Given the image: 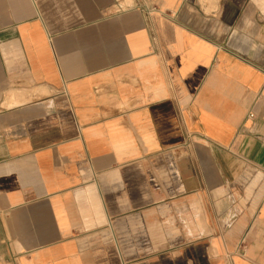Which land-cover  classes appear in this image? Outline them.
<instances>
[{
  "label": "crops",
  "instance_id": "crops-1",
  "mask_svg": "<svg viewBox=\"0 0 264 264\" xmlns=\"http://www.w3.org/2000/svg\"><path fill=\"white\" fill-rule=\"evenodd\" d=\"M0 264H264V0H0Z\"/></svg>",
  "mask_w": 264,
  "mask_h": 264
},
{
  "label": "built area",
  "instance_id": "built-area-1",
  "mask_svg": "<svg viewBox=\"0 0 264 264\" xmlns=\"http://www.w3.org/2000/svg\"><path fill=\"white\" fill-rule=\"evenodd\" d=\"M250 118H254V115H250Z\"/></svg>",
  "mask_w": 264,
  "mask_h": 264
}]
</instances>
